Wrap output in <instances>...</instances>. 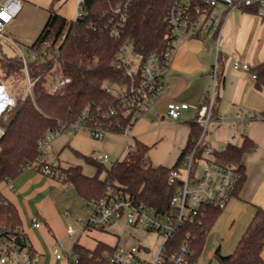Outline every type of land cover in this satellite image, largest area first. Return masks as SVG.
<instances>
[{"label":"trees","instance_id":"16d2710c","mask_svg":"<svg viewBox=\"0 0 264 264\" xmlns=\"http://www.w3.org/2000/svg\"><path fill=\"white\" fill-rule=\"evenodd\" d=\"M128 0H84L87 13L75 21L61 16L55 9L49 10V17L30 49L31 60L24 57H8L0 45V78L18 91V83L25 82L20 94L15 96L16 104L0 117V182L16 178L28 168L39 170L37 163L40 141L50 131L63 130L86 114L88 125L102 129L105 134H124L132 127L135 118H125L123 102L119 95L105 90L113 82L128 83V78L112 64L121 49L132 44L138 51L152 53L163 51L168 44L170 28L167 24L172 0H130L128 16L120 28V35L112 37L110 29L119 22L114 14L119 3ZM196 17V8H214L207 0H191ZM261 4L243 8L246 12L258 14ZM255 76L256 88L264 89V62L251 69ZM69 78L70 83L52 94L48 88L51 77ZM33 82L32 92L25 94L27 78ZM17 86V88H16ZM264 121V110L260 114ZM190 135L186 147L172 167L154 166L149 160L150 146L136 140L134 147L128 148L125 158L113 162L109 169L92 156H83L86 163L94 166L96 174H85L81 166L59 165L62 181L71 184L86 202L101 198L111 188L116 193L128 196L138 204L166 211L175 186L169 183L171 171L178 169L185 156L194 147L202 128L191 122ZM100 139V138H98ZM255 145L246 137L242 145L228 144L225 151L218 153L225 162L237 166L242 174L234 197L246 180L243 159L254 151ZM105 171V177L100 174ZM224 209L210 207L200 220L187 224L167 244L169 252L176 251L190 234L195 263L203 252L206 238L215 226ZM0 226L14 233L20 242L27 236L21 231L22 222L17 208L0 192ZM87 227V226H86ZM116 247L99 243L94 250L76 244V261L72 264H110L105 253ZM264 210L257 207L253 220L247 227L234 251L223 255L220 248L215 252L219 264H264Z\"/></svg>","mask_w":264,"mask_h":264},{"label":"crops","instance_id":"0c3cea01","mask_svg":"<svg viewBox=\"0 0 264 264\" xmlns=\"http://www.w3.org/2000/svg\"><path fill=\"white\" fill-rule=\"evenodd\" d=\"M53 1L21 0L22 11L25 8L26 10H50ZM77 2L78 0H76L75 16ZM53 9L57 11V8L53 7ZM220 10L222 9H215L213 13L217 14ZM57 12L63 16L59 11ZM75 16L71 19L74 20ZM217 38L218 54L215 48ZM216 60L218 61V83L213 116L216 120L226 117L228 122L220 124L215 120L217 127L213 134L220 129L224 131L226 137L217 139L218 143H222L223 146L242 145L246 137L255 145L254 151L243 159L246 173L244 185L222 212L227 218V223H223L225 230L222 238L225 240L229 235L225 234L227 233L226 227L228 221L232 220L230 242L232 240L233 244L237 239L235 244L237 246L241 236L253 220L256 208L264 210V121L260 119V114L264 110V89L256 88L255 76L251 72L252 68L264 62V17L243 9H234L222 20L218 35L205 32L179 44L173 52L172 66L168 74L170 88L156 105L149 109L150 111L148 110L149 113L146 116L143 115L136 120L131 127L130 137H133L134 141L138 140L151 147L148 155L154 153V162L151 160L154 166L172 167L187 145L191 122L195 120L182 121L181 117L178 120H172L167 115V106L171 102L191 105L206 103L213 88L211 70ZM236 64L241 67L236 68ZM243 65H248L249 70L243 69ZM194 112L197 116L196 111ZM239 112L251 113L254 116L246 129L233 128L234 119ZM232 133L236 134L234 139L231 137ZM103 137V139H95L87 133H76L63 137L58 143L57 153H55L54 144L52 145L50 153L53 158L51 159L49 153L48 160L56 158L65 168L79 165L85 174L93 176L84 170V166L89 164L83 156L98 158L101 153L97 155L95 152L104 145L111 146L112 151L119 157L123 154L122 143L119 145L114 136L104 135ZM161 150L163 154H160ZM0 192L17 208L23 231L33 250L39 254L41 264L74 263L76 244L89 250H94L99 243L119 247L120 237L115 245L104 240L107 235L104 231L108 232L107 230H100L102 233L92 235L94 238L88 237L85 241L74 242L72 247L66 245L76 235L71 219L83 225L90 216V212H87L84 218H81L67 210L71 209L80 215L83 208L85 209L84 203L88 204L69 183L45 176L37 169L28 168L13 180L4 182ZM34 218L40 222L39 228L34 226ZM116 224L109 227V231L113 230ZM69 226L74 230L72 236L67 234ZM131 229L135 228L131 227ZM213 229L212 232H214ZM90 232L85 225L82 236H88ZM137 241L136 243H141L140 240ZM59 242L63 243L62 246ZM56 246L60 247L62 254L60 259L54 253ZM221 247L219 244L211 252L213 257L217 248H220L221 252Z\"/></svg>","mask_w":264,"mask_h":264},{"label":"built area","instance_id":"2783aa9c","mask_svg":"<svg viewBox=\"0 0 264 264\" xmlns=\"http://www.w3.org/2000/svg\"><path fill=\"white\" fill-rule=\"evenodd\" d=\"M84 0H78L75 21L81 19L87 11L83 8ZM128 0L125 4L119 3L114 14L119 16V22L111 20L112 37L120 35V28L128 16ZM260 3L262 8L258 15L264 17V0H207L214 9H222L219 13H209L207 8L202 10L196 8L193 15L191 0H172L167 24L170 28L167 47L163 51L143 53L138 51L132 44L127 43L120 51L117 60L112 66L122 72L128 78V83L113 82L104 88L107 92L119 95L124 110L125 118L132 116L137 120L145 112L151 109L165 95L170 88L168 74L172 66L173 52L176 47L191 37H198L202 33L219 34L222 20L234 9H243ZM21 0H0V39H5L15 46L12 38L5 34V29L21 13ZM7 17L6 19L4 17ZM218 54V38L215 41ZM25 71L28 74L26 59L24 58ZM240 68L239 64L235 65ZM243 69L249 70L248 65ZM213 88L206 103L202 105H191L187 103L171 102L167 106V115L172 120H178L183 111L194 109L197 113L195 121L201 126V135L194 147L185 156L180 167L171 171L169 183L175 186L174 193L170 199L166 211H158L155 208L138 204L128 196L116 193L111 188L98 200L88 202L91 205V213L86 222L87 228L106 230L112 225L125 221L130 227L142 229L143 231L156 235L160 240L157 249H152L141 243L133 244L129 249L118 247L113 252L105 253L110 264H195L194 250L191 245L190 234L176 251L169 252L167 244L187 224L201 219L205 211L210 207L225 209L231 202L234 192L242 179V174L237 166L225 162L218 153L226 150L227 145L219 149H213L207 137L209 126L218 122L225 124L226 117L216 120L213 110L216 102V88L218 83V61L211 70ZM69 78L59 76L51 77L48 82L49 91L56 94L66 84ZM33 82L27 78V89L25 94L31 93ZM16 98L8 90L7 85L0 78V117L7 110L14 107ZM254 116L251 113L239 112L234 119L233 128L246 126L251 123ZM216 120V121H215ZM71 133L87 132L91 137L102 138L105 132L100 128L88 125L86 114L68 127ZM64 130V129H63ZM63 130L50 131L40 141L37 163L41 164L39 171L45 176L62 180L57 170L60 163L54 158L48 160L55 139ZM131 128H126L124 134L130 137ZM0 134L3 130L0 128ZM234 139L235 133L231 134ZM134 144L127 148H133ZM104 163L109 160L107 154H100L97 158ZM34 226H41L38 219H33ZM21 231L24 233L23 228ZM68 236L74 234L72 227L67 229ZM26 235V234H25ZM62 242L59 245L62 246ZM56 257H62L60 247L54 248ZM76 261V260H75ZM0 264H41L40 256L35 252L25 237L20 242L17 236L0 226Z\"/></svg>","mask_w":264,"mask_h":264},{"label":"rangeland","instance_id":"374dc122","mask_svg":"<svg viewBox=\"0 0 264 264\" xmlns=\"http://www.w3.org/2000/svg\"><path fill=\"white\" fill-rule=\"evenodd\" d=\"M61 0H54L50 7L57 8V11H59L65 18L71 19L75 16V11H76V0H63L60 3ZM61 4V5H60ZM59 6V7H58ZM49 16V9H38V10H26V8L20 13V16L18 17L17 21L14 20L7 28L5 29V34L8 35L10 38H12L13 42L15 43V46L8 42L5 39H0V45L2 46V52L7 55L8 57H14L16 55H21L23 56L26 60L30 61L31 57L33 56V51L30 49L31 45L35 42L39 34L41 33L47 19ZM25 87V82H19L18 83V91H11L10 86L7 85L8 90L11 92L12 95L16 96L17 94H20V91L24 89ZM17 88V86H16ZM20 90V91H19ZM150 111V110H149ZM147 111L143 115H147L149 113ZM195 110H189L186 112L181 113V119L182 121H189V120H195L196 115ZM142 115V116H143ZM141 116V117H142ZM139 117V118H141ZM217 124L212 123L209 126V134L208 138L206 139L207 142L210 143L211 147L213 149H219L223 145L222 143H218L217 139L219 137L225 138L226 135L224 134V131L222 129L216 131V134H213V132L216 130ZM78 133H87V132H78ZM74 133L71 132H64L60 136H58L55 141H54V149L55 153L58 152V143L63 139V137L66 136H71ZM88 134V133H87ZM114 136L115 139H117V143L120 145L122 143V155L119 157L116 153H114L111 149V146H103L102 148H98L97 151L95 152L97 155L98 154H108L109 155V160L107 162H104V167L106 169H109L113 162H115L118 158H125L126 155L128 154V149L127 147L131 146L134 144V139L133 137H128L126 134H106ZM218 137V138H217ZM102 137L101 139H103ZM239 142V140L237 141ZM160 154H163V151H160ZM51 159L53 158L52 153H50ZM96 155V156H97ZM149 160L154 162V153L150 154ZM151 161V163H152ZM84 170L87 173L91 174H96V169L94 166L91 165H86L84 166ZM105 171H103L100 174L101 178L105 177ZM4 186V182H0V189ZM83 211L78 215V213H75V211H72L71 209H67L71 212H73L74 216H80L81 218H84L85 214L87 212L91 213V205L84 203ZM89 214V213H88ZM89 219V216H88ZM87 219V220H88ZM227 218L224 217V214H222L217 223L216 227L213 229L214 232H211L208 234L205 242V246L203 249V252L201 253L200 257L197 259L195 264H219L217 259L212 256L213 250H215L216 247H218L219 244H221V254L223 255H228L231 252L234 251L236 248V242L237 239L232 244V240L230 242V237H232V228L230 230V226H232V220L228 221V226L226 227V232L225 234H229L226 236L225 240L222 238V234L224 233L225 227L223 223H227ZM72 220V226L74 227L76 235L73 237L72 240L68 241L66 245H69L72 247L74 242L78 241H85V239L89 238H94L92 235H97L100 234V230L98 229H92L90 228L89 230L90 235L88 236H82V231L84 230V226L86 225L85 223L82 225L81 223ZM225 221V222H224ZM98 230V231H97ZM108 232L104 231L107 235H105L104 240H107L109 243L116 244L118 237H120V243L119 247L129 249L132 244L136 243V240H140L141 243L145 244L148 247H151L152 249H157L160 243V240L156 238V235L154 234H149L147 232H144L142 229H131L127 224H125L124 221L118 222L113 230L106 229ZM111 232V233H109ZM102 233V232H101ZM224 234V235H225ZM96 238V237H95ZM135 238V239H134ZM224 240V241H223ZM137 241V242H138ZM230 246V247H229ZM232 246V247H231ZM231 248V249H230ZM74 256V255H73Z\"/></svg>","mask_w":264,"mask_h":264},{"label":"snow or ice","instance_id":"6c2138e0","mask_svg":"<svg viewBox=\"0 0 264 264\" xmlns=\"http://www.w3.org/2000/svg\"><path fill=\"white\" fill-rule=\"evenodd\" d=\"M4 18L6 19L7 17L5 16Z\"/></svg>","mask_w":264,"mask_h":264}]
</instances>
